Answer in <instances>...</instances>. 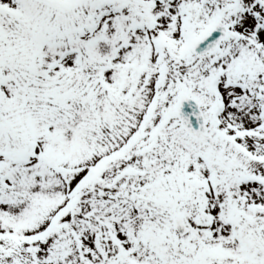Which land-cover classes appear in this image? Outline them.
I'll list each match as a JSON object with an SVG mask.
<instances>
[{"label": "snow or ice", "instance_id": "1", "mask_svg": "<svg viewBox=\"0 0 264 264\" xmlns=\"http://www.w3.org/2000/svg\"><path fill=\"white\" fill-rule=\"evenodd\" d=\"M0 264H264V0H0Z\"/></svg>", "mask_w": 264, "mask_h": 264}]
</instances>
